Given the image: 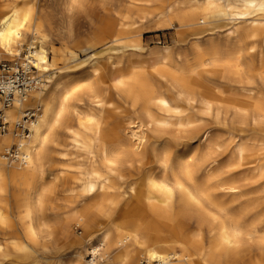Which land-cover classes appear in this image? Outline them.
Masks as SVG:
<instances>
[{
	"label": "bare ground",
	"instance_id": "6f19581e",
	"mask_svg": "<svg viewBox=\"0 0 264 264\" xmlns=\"http://www.w3.org/2000/svg\"><path fill=\"white\" fill-rule=\"evenodd\" d=\"M8 1L0 54L28 44L50 83L8 110L41 114L26 163L0 164V264L49 262L36 225L49 211L98 232L83 250L99 264H264V0H127L85 59ZM148 22L190 32L195 54L146 51L132 32Z\"/></svg>",
	"mask_w": 264,
	"mask_h": 264
},
{
	"label": "rangeland",
	"instance_id": "374dc122",
	"mask_svg": "<svg viewBox=\"0 0 264 264\" xmlns=\"http://www.w3.org/2000/svg\"><path fill=\"white\" fill-rule=\"evenodd\" d=\"M4 1V3H3ZM8 0H0V9H5ZM127 0H17L14 5L25 7L27 5L33 6L35 11L44 15L43 21L46 31L50 35V39L54 44L55 49H71L80 55L81 59L88 57V54L100 51L101 49H90V40L99 31V28L107 20L109 15H116L120 12V7L125 5ZM215 39L227 40V35L223 30L219 31ZM190 32H187L188 35ZM185 34V35H186ZM179 33V29L171 22H148L145 24H138V29L132 32L134 39L141 40L142 45L146 51H165L169 52L183 51L193 56L196 48L194 46V38L189 37L187 40H182L183 36ZM207 42V41H204ZM28 44H26L21 56L16 57L17 61H22L28 51ZM95 49V50H94ZM166 50V51H167ZM133 50L129 49L128 54ZM53 53L51 57L53 58ZM2 57L8 60H13L7 55ZM91 62L85 63L77 70L75 78L86 77L90 74ZM57 74L53 73L51 79ZM50 79V78H49ZM35 93V92H34ZM147 129V128H145ZM176 127L172 128L175 132ZM146 142V141H145ZM197 144V143H196ZM195 217H187L193 222L190 227V232L200 231V226H197L199 219L198 215ZM61 216L55 215L53 212H45L44 224L43 222H36L37 228L40 232L38 239L40 247H49V255L51 259L44 264H75L78 257L75 250L81 248L84 251V256L81 259L83 264H99L93 249L89 251L83 250L86 238L91 235L95 238L98 232L86 231L83 225L72 222L71 228L67 231L62 228L60 224ZM116 221H120L117 218ZM207 225L203 227L204 233H208ZM144 259H141V262Z\"/></svg>",
	"mask_w": 264,
	"mask_h": 264
},
{
	"label": "built area",
	"instance_id": "2783aa9c",
	"mask_svg": "<svg viewBox=\"0 0 264 264\" xmlns=\"http://www.w3.org/2000/svg\"><path fill=\"white\" fill-rule=\"evenodd\" d=\"M33 61L31 50L26 51L22 61H11L0 54V134L7 138L0 147V164L27 161L22 145L30 138L41 108L39 105L17 108L13 114H8V110L15 108L16 100L25 102L33 92H42L48 87V75L40 73ZM141 264L149 263L144 260Z\"/></svg>",
	"mask_w": 264,
	"mask_h": 264
}]
</instances>
